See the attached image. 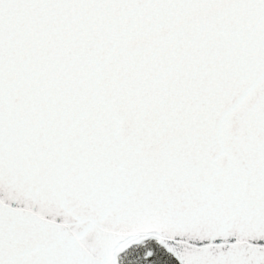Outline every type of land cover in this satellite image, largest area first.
<instances>
[{"label": "snow or ice", "instance_id": "snow-or-ice-1", "mask_svg": "<svg viewBox=\"0 0 264 264\" xmlns=\"http://www.w3.org/2000/svg\"><path fill=\"white\" fill-rule=\"evenodd\" d=\"M0 264H264V0H0Z\"/></svg>", "mask_w": 264, "mask_h": 264}]
</instances>
